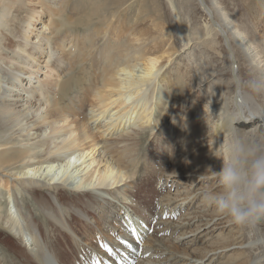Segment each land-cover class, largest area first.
<instances>
[{
  "label": "bare ground",
  "instance_id": "1",
  "mask_svg": "<svg viewBox=\"0 0 264 264\" xmlns=\"http://www.w3.org/2000/svg\"><path fill=\"white\" fill-rule=\"evenodd\" d=\"M27 2L0 0V231L16 243L0 240V264H205L230 248L224 264H264V223L249 231L217 217L204 188L147 192L154 164L141 166L147 133L163 143L166 163L207 138L212 176L234 139L264 142V0ZM125 34L133 39L116 41ZM166 54L177 56L170 70L158 66ZM195 89L201 103L188 106ZM190 206L182 223L171 221ZM109 211L122 216L113 225L130 240L155 223L157 235L187 237L189 249V234L221 231L192 249L193 261L119 243L122 235L102 257L89 219ZM43 220L66 247L47 241Z\"/></svg>",
  "mask_w": 264,
  "mask_h": 264
},
{
  "label": "rangeland",
  "instance_id": "2",
  "mask_svg": "<svg viewBox=\"0 0 264 264\" xmlns=\"http://www.w3.org/2000/svg\"><path fill=\"white\" fill-rule=\"evenodd\" d=\"M27 1H28L27 5L29 8H38L39 7L37 0H27ZM127 14L128 13H123V14L119 15V18L124 19ZM262 17H264V16H262ZM44 20H46V19H44ZM263 20H264V18H263ZM114 23H116V20H114ZM117 24L118 23H116V25ZM263 25H264V23L260 26L258 25V27H259L258 32H260V38L264 40V26ZM144 29L147 30V27ZM128 38L133 39V36L128 37L125 34V35L121 36L120 38L116 39V41L119 42V41H122V40L128 39ZM160 46H161V48H160ZM160 46L157 47L158 50L166 51V50H168L170 45L165 46L164 48H162V45H160ZM167 57H168V54L164 55L163 59L162 60L160 59L158 61L159 68L163 64H165L164 69L170 70L173 67V65H172L174 63L173 60L177 56L175 55L174 57H170V58H167ZM140 63L144 67V64H146V61H141ZM156 69H158V68H156ZM43 75H45V74H43ZM158 84L159 83H157V88H158ZM160 84H162V83H160ZM192 94L194 96L192 95L190 97L189 102H188V106H191L192 104H200L201 103L200 97H199L200 96V90L195 89ZM86 101L89 102V104L97 102L94 99V97H92L91 95L88 96ZM153 121H154V119H153ZM160 127L161 126L159 125L158 128L156 129V131H158ZM169 127H170V121L166 125L165 132H164L165 134H163V136L165 135V137H164L165 139L167 138V134L170 131ZM95 131H97V130L95 129ZM163 136H161V137H163ZM142 139H143V145L141 147V156H143V158L145 159L141 164V166H143L142 171H144L148 167L147 163L154 164L151 171H150L151 178L148 182V186H146V188H145V190L147 192H152V194H154L158 190L159 194H161L160 192L167 193L169 190L175 191V188H178V187L184 188L185 190H188V189L189 190H193V189L198 190L199 188H204L205 191L206 190L207 191L219 190V187L217 186L218 185L217 184L218 183L217 175H213V176L210 175V171L205 167V165H207L208 161L211 158V156H210L207 159V156H205V153L207 151L209 152L210 148H212L211 146H207V144H206V142L208 141L207 138L204 139V141H197V145H195L196 143L195 144H192V143L189 144L187 146V150H185L187 153L186 154L184 153V156L179 155L176 158H173V161L171 163H166V161L164 159H162L161 161L158 160V154H161L162 150L164 151V147H162L163 143L161 144L160 141L154 140V137L150 133L145 134V136H143ZM98 153L99 152H97L96 155H98ZM175 162H177L178 164H176ZM173 164H175V166H173ZM154 168H156V169H154ZM95 169L96 168H93L92 172L96 171ZM146 171L147 170H145V172ZM154 172L156 174V177H155ZM201 172H202V174H201ZM179 173L181 175H177ZM6 174L7 173H3V175H6ZM197 174H200L201 176L204 175L203 177L199 176V177L203 178V180L200 182V184L195 181V179L198 178ZM96 175H98V173ZM155 180H157V182H155ZM201 186H203V187H201ZM3 189H5V188H3ZM93 189H97V188H93ZM8 190H11V186L8 187ZM193 192H195V191L193 190ZM155 197L158 198V196H155ZM25 200L30 202L29 199H25ZM195 206H196V202H195ZM103 207L105 208V206H103ZM194 209L195 208H193V210ZM210 209H213V208L210 206ZM121 210H122V212H126V211H123L122 208H121ZM190 211H192V206H190V209H188L186 211H185V209H183L181 212H179L177 214L175 213L176 215L174 214V216H172L171 221H180V223H182L184 221V218L187 219L186 215ZM197 211H198V209H197ZM109 212H110L109 214L111 215L110 218L105 216V215L99 214V212H98L97 215H95L93 218L89 219L90 221L93 222L92 225L90 224L91 230H89L90 234H91L90 238H92L91 243H92V241H94V243L92 245L95 246V241H96V245H97L96 249L98 250V254L102 255V257L110 256V254L107 251H105L101 245L102 244H107L108 246L112 245L111 243L116 238H118V235H119V237H121V235H122V237L119 239V243H120V240L125 241L127 244H132V241H133L137 245H140L144 248H145L144 244L146 243V246L149 249H152V250L158 249V251L166 253L167 255L168 254H174L175 256H184L187 259H189V258L192 259V257L189 256L190 254L195 256V257H199L198 253H194V251L192 249H202L203 247H206L208 244H206V242H204L205 238L207 237V238L211 239L212 236L215 238L218 235V233L221 231L220 229H218L216 231V233L213 235V233H206V230H208V228H204L202 230L203 235H201V236L199 235V233L201 231H196V232L189 234L188 238L189 239L193 238L196 245L187 249L188 244L186 241L184 243L185 238L183 239V242H182V240L179 242L178 240H175L176 235L171 236L170 234H167L165 232L157 235L156 230L158 228V225H156L155 223H152L151 226L146 225V228H148V231H146L147 233H145V237H147V239H145V237H142L141 235L140 236H134V237L131 236V240H132L131 241L129 238L125 237V235H128L127 233H125V234L120 233V230L115 228V225H113L114 222L118 221V223H119L122 220V216L119 214V212H117V213L112 212V211H109ZM169 212L170 211H168V213ZM36 216L39 219H41L38 214H36ZM100 216H102V217H100ZM166 216H167V218H170L169 214ZM166 216H164V218ZM43 221L46 222L45 228H46L47 232L49 233V235L46 237L47 241L49 243L52 242V243L58 244L60 248L66 247L65 243L57 235L55 229L53 230V228H51L49 225H47V222L49 220H43ZM126 223L129 224L132 222H130L128 220ZM141 224L143 225V223H141ZM117 227H120V225L118 224ZM188 228H189V230L197 229L195 224H193L191 227L188 226ZM232 233H234V232H232ZM225 234H227V233L225 232ZM204 235H206V236H204ZM224 235H223V237H225ZM226 237H227V244H228V241L230 238L227 235H226ZM0 240L1 241H5V240L7 241L8 240L11 243L16 244L14 239L10 238L5 232H2V231H0ZM85 240L86 239H84L83 242H85V243L89 242V241H87V240L85 241ZM185 240H187V237ZM187 241H189V240H187ZM207 241H209V240H207ZM0 245H1V247H3L2 244H0ZM84 245H85V248H86V246L90 247L88 244H84ZM69 247H70V251L72 254L73 247H72V245H70ZM85 250L90 251L87 248ZM233 250H234V248H230L226 252H223L222 254H220L223 256V258H221V260L215 259V263L213 261H211L209 263V260H211L212 257L206 258V259H204L207 261V262L205 261V264H213V263L214 264H224L223 262L228 259L229 255L231 253H233L232 252ZM187 253H188V255H187ZM84 256H85V254L80 255L79 258L83 259ZM67 258L70 259L71 255H67ZM136 258L134 257V259H136ZM191 259H189V260H191ZM192 261H193V259H192ZM225 264H226V262H225ZM232 264H243V263L234 262Z\"/></svg>",
  "mask_w": 264,
  "mask_h": 264
},
{
  "label": "clouds",
  "instance_id": "3",
  "mask_svg": "<svg viewBox=\"0 0 264 264\" xmlns=\"http://www.w3.org/2000/svg\"><path fill=\"white\" fill-rule=\"evenodd\" d=\"M216 175L219 190L201 193L216 216L242 230L264 223V142L245 144L234 139Z\"/></svg>",
  "mask_w": 264,
  "mask_h": 264
},
{
  "label": "snow or ice",
  "instance_id": "4",
  "mask_svg": "<svg viewBox=\"0 0 264 264\" xmlns=\"http://www.w3.org/2000/svg\"><path fill=\"white\" fill-rule=\"evenodd\" d=\"M130 231L135 234L136 233V228L135 227H130ZM103 248H105L106 251L111 252V249L108 247L107 244H102L101 245ZM99 264V262H97Z\"/></svg>",
  "mask_w": 264,
  "mask_h": 264
}]
</instances>
